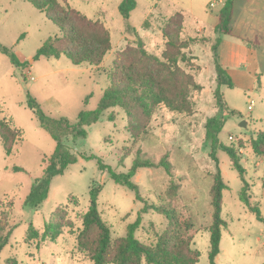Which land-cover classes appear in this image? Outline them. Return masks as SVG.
<instances>
[{
    "label": "rangeland",
    "instance_id": "374dc122",
    "mask_svg": "<svg viewBox=\"0 0 264 264\" xmlns=\"http://www.w3.org/2000/svg\"><path fill=\"white\" fill-rule=\"evenodd\" d=\"M120 1H71L73 8L88 18L103 21L109 29L111 49L98 66H93L75 65L64 55L35 58L37 48L49 37L60 35V29L44 15H40L43 24L37 25L34 16L15 24L14 11L0 0L7 9L1 10L0 19L4 22H0V45L25 62L21 67L14 65L0 48V117L11 119L22 131L21 140L9 155L4 153L0 139V223H5V231L11 229L8 242L0 251V264H93L77 247L76 236L90 204L89 190L97 185L98 210L110 228L112 239L125 235L127 226L139 217L135 237L146 244L154 243L167 225L165 214L153 209L141 212L143 203L135 199L134 192L112 181L106 171L98 168L96 159L85 157L94 154L116 172H126L138 149L154 161L167 155L171 164L169 173L162 167L140 168L133 181L147 204L171 207L191 220V247L199 251L197 264L209 263L207 228L212 220L209 191L217 168L227 188L222 192L221 217L225 225L215 264H264V154H256L251 147L257 133L264 131V0H234L231 21L234 37L230 40L243 37L251 42L255 55L253 63L229 65L233 87L222 86L221 90L227 109L234 114L227 117L218 134L220 142L233 145L240 154L249 201L257 205L262 220L239 200L243 182L226 152L220 148L215 151L216 163L210 156V141L205 138L206 119L218 111L211 45L217 37L213 26L225 0H136L128 23L139 30L138 36L147 52L166 64L163 56L166 41L177 37L174 30L180 13L176 10L184 11L185 29L178 37L181 41L196 37L197 41L182 49L185 60L179 57L177 67L171 69L177 68L201 86L185 87L191 110L177 112L159 104L145 133L135 140L128 131L130 119L124 109L116 106L105 110L86 127V137L63 139L76 162L52 178L41 205L36 208L24 205L34 180L43 174L55 148L52 137L27 107L28 94L47 115L65 116L72 121L79 112L97 107L109 84L115 59L126 61L136 57L137 36L126 28L118 10ZM154 4L155 10L143 21ZM200 23L204 32L194 34ZM147 31L151 33L146 34ZM146 67L149 69L150 64L140 63V72ZM164 76L170 83L168 73ZM109 115L113 118L109 119ZM15 166L21 170L14 171ZM55 212L62 232L54 240H41L45 224ZM30 225L37 229V239H27Z\"/></svg>",
    "mask_w": 264,
    "mask_h": 264
},
{
    "label": "trees",
    "instance_id": "16d2710c",
    "mask_svg": "<svg viewBox=\"0 0 264 264\" xmlns=\"http://www.w3.org/2000/svg\"><path fill=\"white\" fill-rule=\"evenodd\" d=\"M60 29V35L49 37L36 50L35 58L66 56L73 64H88L98 66L104 56L111 49L109 30L102 21L91 19L82 14L68 3L62 4L59 0H26ZM234 0H225L218 12V22L215 26L217 37L211 45L213 53L215 81L214 90L218 111L206 119L205 138L210 141V156L216 161L215 151L220 148L228 155L232 167L238 172L243 186L239 191V200L251 211L257 213V218L262 220L257 205H252L247 194L248 182L245 180V168L241 163L240 154L233 145H225L220 142L218 134L221 131L227 117L234 114L228 110L221 90L222 86L233 87L232 78L227 68L218 61V47L222 35L231 34V21L233 17ZM136 7V0H121L118 10L126 22V28L137 36L136 57L114 61V67L110 73V81L104 89L102 97L95 109L83 110L78 113L76 120L72 121L65 116L52 117L44 113L39 103L28 94L27 107L33 110L39 126L44 129L54 140L55 148L48 157L43 174L34 180L31 189L24 200V205L36 208L46 199L52 178L63 174L64 170L77 158L70 148L63 142L68 136L73 139L84 138L87 135L86 127L96 122L101 114L111 108L119 106L124 109L130 119L128 131L135 140L145 133V128L156 106L163 104L165 107L177 112H189L191 110L185 87L197 89L201 87L192 77L185 75L177 68L178 58L185 60L182 49L195 43L196 37L181 41L178 34L183 30V16L178 14L177 26L174 30L175 40H167L164 58L167 64L148 53L144 41L136 29L128 23L131 11ZM250 43V42H248ZM1 51L9 56L11 62L21 67L25 65L14 52L4 45H0ZM148 63L150 68H144L140 72L139 64ZM168 73L171 82L167 83L164 73ZM165 79V80H164ZM109 119L113 117L108 116ZM22 131L17 128L11 119L0 117V139L4 153L9 155L13 146L21 140ZM251 147L256 154H264V131L257 133L251 141ZM87 159H96L98 168L106 171L109 177L117 185L134 192L135 199L143 203L141 212L149 209L164 213L167 218L165 229L157 235L156 241L151 244L141 242L135 237V231L140 224V218L127 226L125 235L113 240L108 224L102 219L98 210V195L100 186H93L89 190L90 204L82 215V228L76 236L77 247L84 251L93 264H197L199 251L191 247L193 236L190 231L193 227L188 217L176 213L175 209L165 206L147 204L139 192V186L133 181V177L140 168L162 167L170 172L171 164L167 155H163L158 161L145 156L139 149L126 172H116L110 165L94 154L86 155ZM123 158V156H122ZM14 171L21 170L13 167ZM227 188L220 170L217 168L210 187V201L212 206V220L207 230L209 232L208 264H215L221 240L222 227L225 225L221 217L222 192ZM1 204V201H0ZM58 212L50 216L40 235L41 240H54L62 232V224ZM5 223H0V251L7 244L11 229L5 231ZM26 237L28 240L39 237L37 229L29 226ZM5 264H8L7 262Z\"/></svg>",
    "mask_w": 264,
    "mask_h": 264
},
{
    "label": "crops",
    "instance_id": "0c3cea01",
    "mask_svg": "<svg viewBox=\"0 0 264 264\" xmlns=\"http://www.w3.org/2000/svg\"><path fill=\"white\" fill-rule=\"evenodd\" d=\"M2 1L6 4L7 7H9L11 9V11L12 10L14 11L13 19L15 20V22H14L15 24H19L20 22L25 21V20L29 21V19H27L26 17H32V16H34V19H36L35 22H36L37 25L39 23L43 24L42 17H43L44 14L41 13L39 10H37L28 1H26V0H10V2L8 0H2ZM66 1L72 7L71 1H74V0H66ZM75 1L78 2V3L81 2V0H75ZM222 3H224V1H222ZM136 6H137V1H136ZM155 6L156 5L154 4L152 10L148 12L147 16L143 19V21L148 17V15H150V13H152L153 10H155ZM233 7H234V5H233ZM1 10H4V12H7V9H5L3 7V3H0V17L2 16ZM176 11H178V12H180L182 14V16H183V27L185 29V26H184V17H185L184 16V11L183 10H176ZM102 13L104 14V12H102ZM0 22L3 23L4 21L2 19H0ZM216 24L217 23H215L214 26H213L214 32H215ZM199 26H200L199 27L200 28L199 31H196L194 34H196L197 32L200 33V34L202 33V31H203L202 23H200ZM136 31H137V29H136ZM138 33H139V30H138ZM149 33H151V31H149V32L147 31L146 32V34H149ZM215 33L218 34L217 32H215ZM232 37H234L233 30L231 31V34L222 35L221 36V43H220V45L218 47L217 53H218V61L222 65L228 66L227 67V71H228L229 75L231 76V78L233 79L232 70L229 68V65L230 64H235L236 66H239L240 64H244L246 62L247 63H249V62L253 63L251 61H253V55H255V49L252 47L251 42L248 43V41H246V39H244L243 37L236 36V38H235L236 41H231L230 38H232ZM238 40H239V42H237ZM239 43H243L244 45L243 44H239ZM241 45H243V46H241ZM256 68H257V65H256ZM256 68H254V70Z\"/></svg>",
    "mask_w": 264,
    "mask_h": 264
}]
</instances>
